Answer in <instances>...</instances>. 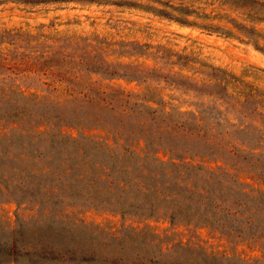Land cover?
<instances>
[{"label": "rangeland", "instance_id": "1", "mask_svg": "<svg viewBox=\"0 0 264 264\" xmlns=\"http://www.w3.org/2000/svg\"><path fill=\"white\" fill-rule=\"evenodd\" d=\"M232 20L264 34L234 0H0V88L16 89L0 91V237L71 229L264 262L248 232L118 210L167 193L193 207L206 187L263 226L264 37Z\"/></svg>", "mask_w": 264, "mask_h": 264}, {"label": "trees", "instance_id": "2", "mask_svg": "<svg viewBox=\"0 0 264 264\" xmlns=\"http://www.w3.org/2000/svg\"><path fill=\"white\" fill-rule=\"evenodd\" d=\"M249 8L251 11L264 12V2L259 0H234ZM156 12L171 18H175L180 22H187L186 19L173 17L167 11L157 9ZM232 23L239 29L243 30L254 38L264 37V34L246 27L236 21ZM230 33V31H225ZM256 48L264 50L259 47L256 42ZM16 91V89H7ZM4 88L0 91L6 92ZM17 109V107H13ZM18 113L7 116H17ZM214 175L218 174L213 172ZM201 189L199 192L196 206H191L189 200L180 199V195L163 194L161 197L156 196L161 201L158 203L152 200L142 202H132L127 205H120L118 210L120 213L134 210L135 212H142L144 215L152 216L158 212L166 215L170 222L182 221L185 223H198L211 228L219 229L223 232L235 233L236 237L243 240H250L252 237L254 241L260 240L264 244V223L263 226L246 224L241 226L239 223H234L237 220L236 215L238 211L232 213L228 212L227 204L223 198H219L218 194L213 190ZM203 190H205L203 192ZM142 195L149 196L155 193L152 189H139ZM258 197L263 196L264 191L257 190ZM181 194V193H178ZM191 197V196H189ZM264 200V199H263ZM239 205V203L237 204ZM128 208V209H127ZM132 208V209H130ZM248 225V226H247ZM263 227V228H262ZM262 228L261 231L258 229ZM251 235V237L241 236L244 233ZM77 232L71 229L68 230H53L46 237L41 235L37 237L28 238L23 231L18 230L8 237H0V258L18 260L25 257L36 262L39 260H54L60 262H99L109 264H264L259 258L249 257L248 259L239 256H216L204 254L198 255L196 252L190 253V246L179 244V249L174 252L166 254L163 250L154 251L151 245H144L142 241L139 243L120 244L118 246H108L107 243L97 245L91 241L81 238ZM256 236V237H254ZM249 238V239H247ZM121 243V242H120ZM187 251V252H186Z\"/></svg>", "mask_w": 264, "mask_h": 264}]
</instances>
